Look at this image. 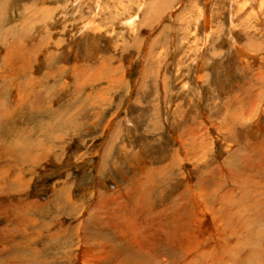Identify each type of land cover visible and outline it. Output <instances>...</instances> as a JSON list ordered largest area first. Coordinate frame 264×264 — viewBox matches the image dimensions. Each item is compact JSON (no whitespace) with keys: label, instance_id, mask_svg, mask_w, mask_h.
I'll return each instance as SVG.
<instances>
[{"label":"rangeland","instance_id":"rangeland-1","mask_svg":"<svg viewBox=\"0 0 264 264\" xmlns=\"http://www.w3.org/2000/svg\"><path fill=\"white\" fill-rule=\"evenodd\" d=\"M0 264H264V0H0Z\"/></svg>","mask_w":264,"mask_h":264},{"label":"bare ground","instance_id":"bare-ground-1","mask_svg":"<svg viewBox=\"0 0 264 264\" xmlns=\"http://www.w3.org/2000/svg\"><path fill=\"white\" fill-rule=\"evenodd\" d=\"M126 24V23H125Z\"/></svg>","mask_w":264,"mask_h":264}]
</instances>
